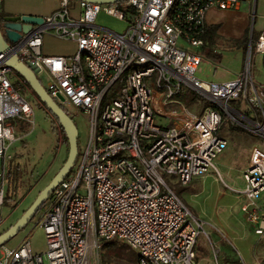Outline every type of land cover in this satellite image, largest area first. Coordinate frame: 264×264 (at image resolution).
<instances>
[{"label":"built area","instance_id":"1","mask_svg":"<svg viewBox=\"0 0 264 264\" xmlns=\"http://www.w3.org/2000/svg\"><path fill=\"white\" fill-rule=\"evenodd\" d=\"M121 2L60 0L43 24L11 43L39 78L53 79L47 90L65 110L88 114L90 133L72 171L44 203L40 222L46 250L34 251L27 239L13 248L2 245L0 264H101L102 244L113 240L137 251L136 264L195 263L202 222L167 176L188 185L211 170L219 173L215 160L228 146L224 115L238 120L232 103L249 100L263 109L253 58L264 54V32L249 40L244 65L232 80L208 82L196 75L201 53L190 48L205 45L202 35L212 8H237L242 0ZM73 8L79 9L77 17ZM102 11L127 21V27L101 25ZM46 34L76 41V52L45 54ZM20 82L0 55V207L16 125L33 122L35 115ZM244 178L245 188L235 191L246 200L241 210L261 236V146L252 148ZM3 222L0 218V226Z\"/></svg>","mask_w":264,"mask_h":264},{"label":"rangeland","instance_id":"2","mask_svg":"<svg viewBox=\"0 0 264 264\" xmlns=\"http://www.w3.org/2000/svg\"><path fill=\"white\" fill-rule=\"evenodd\" d=\"M97 20L101 25L115 30L127 27V21L104 11L99 13ZM190 49L204 52L196 47ZM216 51L224 55L222 62L213 64L216 59L204 55L196 72L201 80L224 82L228 80L232 69L244 65L242 50L238 46L219 47ZM260 54L256 57H260ZM41 79L46 88L53 84V79L48 75L41 76ZM20 85L23 93L29 96L35 115L33 122L16 125L18 139L10 146L9 151L13 158L7 165L3 179L5 196L9 199L0 207V218L4 220L0 231L22 216L39 192L59 171L69 154V141L59 128L58 121L40 106L35 93L23 82H20ZM262 101L263 106L264 92ZM232 106L236 109L234 115L238 120L228 114L224 115L221 128L228 140V146L215 160L219 173L211 170L188 185L176 182L175 175L167 176L168 182L183 197L193 217L202 222L194 264H264V234L257 236L254 233L241 210L246 200L238 197L236 192L242 191L246 186L244 173L252 148H264V108L243 99L235 100ZM66 110L74 117L78 126L79 149L82 150L89 138V116L74 107ZM11 166H15L18 171L9 177ZM43 206L44 204L24 228L6 242L7 247H17L27 239L36 252L46 250L45 230L40 222ZM137 256L133 247L117 240L104 242L100 249L101 264H136Z\"/></svg>","mask_w":264,"mask_h":264},{"label":"crops","instance_id":"3","mask_svg":"<svg viewBox=\"0 0 264 264\" xmlns=\"http://www.w3.org/2000/svg\"><path fill=\"white\" fill-rule=\"evenodd\" d=\"M59 6L60 0H3L0 12L5 16L23 14L47 16ZM78 12V8L71 10L74 17L78 16ZM207 21V39L201 49L204 51L201 53L202 60L205 55L216 59L213 64L222 62L224 55L219 54L216 50L219 47L238 46L242 50L244 63L248 50L246 42H249L251 37L257 38L264 32V0H242L241 5L237 8L219 9L214 7L209 11ZM246 38L249 39L246 41ZM76 50L77 43L74 40L60 39L51 34L44 36L43 52L45 54L72 56ZM260 55L257 58L256 54L253 58V72L256 84L264 91V54ZM242 67L232 69L226 81L232 80ZM8 227L2 228V230L4 231Z\"/></svg>","mask_w":264,"mask_h":264},{"label":"water","instance_id":"4","mask_svg":"<svg viewBox=\"0 0 264 264\" xmlns=\"http://www.w3.org/2000/svg\"><path fill=\"white\" fill-rule=\"evenodd\" d=\"M2 1L3 0H0V6ZM83 1L100 4H114L124 0ZM43 23L44 16L33 14L5 16L3 20L0 18V55L3 54L5 56L6 63L13 70L23 76L25 81L31 86L41 101L48 107L49 111H51L59 120L69 141V154L62 167L54 175L51 181L39 192L30 207L24 211L22 216H20L15 223L0 233V246L5 245L7 241L14 237L30 220H32L49 198L55 187L72 171L79 155V129L75 120L63 108L60 102L49 93L36 72L27 65L16 52L11 50V43L18 41L23 34L31 31L34 26ZM59 98L60 100H64V97L61 94H59Z\"/></svg>","mask_w":264,"mask_h":264},{"label":"trees","instance_id":"5","mask_svg":"<svg viewBox=\"0 0 264 264\" xmlns=\"http://www.w3.org/2000/svg\"><path fill=\"white\" fill-rule=\"evenodd\" d=\"M121 4H122V2H120ZM119 3V4H120ZM126 11V18H127V20L128 21H130L131 20V15H129V13H131L130 12V10L129 9H126L125 10ZM5 17V14H3L2 12H0V18L3 20V18ZM208 31V30H207ZM206 31V32H207ZM204 33L203 35H202V37L204 38V40H206L207 39V33ZM249 38H246V40H248ZM13 74L14 75H16V77L17 78H19L20 80H22L23 82H25V84H26V86L31 90V92H33V93H35L34 91H33V89L31 88V86L25 81V79L23 78V76L21 75V74H19L18 72H16L15 70H13ZM40 80H41V82H42V79L41 78H39ZM264 92V91H263ZM36 94V93H35ZM36 96H37V94H36ZM38 97V96H37ZM38 99H39V102H40V106L43 108L44 107V109H46V110H48V112L49 113H51L52 115H53V113L51 112V111H49V109H48V107L41 101V99L38 97ZM263 108H264V105H263ZM54 116V115H53ZM54 118L58 121V124H59V128L62 130V132L65 134V137L67 138V135H66V133H65V131H64V129H63V127H62V125H61V123L59 122V120L54 116ZM73 119H74V117H73ZM18 170L16 169L15 170V166H11V167H9V171H8V175H9V177L12 175V174H14V173H16ZM16 180V179H15ZM12 181H14V178L12 177ZM16 188V186H14V189ZM5 195H6V193H5ZM6 197V196H5ZM4 197V202L6 201V200H8L9 199V197L7 196L6 198Z\"/></svg>","mask_w":264,"mask_h":264}]
</instances>
